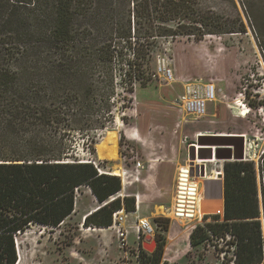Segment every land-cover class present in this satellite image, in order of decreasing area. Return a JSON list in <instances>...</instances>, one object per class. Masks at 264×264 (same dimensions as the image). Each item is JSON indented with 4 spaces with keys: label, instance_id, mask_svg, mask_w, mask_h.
<instances>
[{
    "label": "trees",
    "instance_id": "trees-1",
    "mask_svg": "<svg viewBox=\"0 0 264 264\" xmlns=\"http://www.w3.org/2000/svg\"><path fill=\"white\" fill-rule=\"evenodd\" d=\"M238 1L250 12L264 58V18L251 13L259 6ZM198 5V0H0V264H16V237L31 226L64 223L83 186L101 204L84 217V225L108 227L123 206L134 212L133 198L110 199L121 182L101 169L104 161L96 158L94 145L114 125L118 103L126 99L121 95L151 79L164 40L246 32L240 15L204 12ZM77 137L88 158L76 150ZM233 144L237 158L222 167V210L200 213L190 244H221L225 264H264L257 186L259 176L264 197V150L256 165ZM217 155L227 157L230 149L218 148ZM161 256V247L151 253L141 249L138 264H166Z\"/></svg>",
    "mask_w": 264,
    "mask_h": 264
},
{
    "label": "rangeland",
    "instance_id": "rangeland-1",
    "mask_svg": "<svg viewBox=\"0 0 264 264\" xmlns=\"http://www.w3.org/2000/svg\"><path fill=\"white\" fill-rule=\"evenodd\" d=\"M198 3V8L204 12L240 15L246 32L207 34L200 40L186 36L162 40V47L151 65L154 73L151 79L144 85L137 83L133 93L121 95L126 99L118 103L114 125L98 135L97 143L105 137L106 131H116L118 159L99 158L94 145L96 158L104 161L100 165L103 171L110 174L114 169L127 171L126 181L130 183L124 180V191L121 189L114 199L121 200L126 198L121 194H128L127 198L135 201L130 194H140L138 213L129 214L122 223L127 230L126 244L122 246L113 227L100 231L104 228L99 230V227L83 224L84 215L101 205L83 186L81 193H77L76 212L59 227L31 226L16 237L20 264H138L141 249L151 253L160 247L162 262L166 264H225L223 252L218 249L221 244L215 247L214 241H207L191 246L190 233L202 219L185 223L171 219L175 172H165L162 178L157 172L162 161L173 154H179L181 164L187 160V143L194 141L191 138L195 130L209 132L210 135L199 137L198 144L210 146L209 151L214 147L218 160L207 163L206 174L201 176V191L203 196L207 195L202 199L207 206L199 208V216L204 211L222 210L220 178L216 170L226 160L217 155V148H230V154L235 155L238 146L233 143H239L244 156L254 160L256 165L264 150V58L248 18L250 12H244L238 0H234V7L229 0H198ZM255 4L259 8L251 13L264 18V0H255ZM195 81L213 85L215 98L206 100L203 116H188L189 123H186L182 118L187 114L178 98L184 92V84ZM123 102L127 107L122 110L119 105ZM202 134L205 133H199ZM210 136L229 142H212L208 140ZM76 140V150L81 157L88 158L82 149L83 138ZM199 155L208 156L201 152ZM137 162H140L139 167H136ZM118 178L122 188V177ZM257 186L264 228L263 185L259 176ZM139 218H146L153 231L145 235L140 231L138 239ZM151 239L156 240V247L144 248L143 244H150Z\"/></svg>",
    "mask_w": 264,
    "mask_h": 264
},
{
    "label": "built area",
    "instance_id": "built-area-1",
    "mask_svg": "<svg viewBox=\"0 0 264 264\" xmlns=\"http://www.w3.org/2000/svg\"><path fill=\"white\" fill-rule=\"evenodd\" d=\"M170 77H172L170 75ZM215 98V89L210 88L209 83L202 85L200 82H187L184 84V92L179 96L178 101L180 102L183 111L190 116L201 117L205 114L206 100L208 98ZM193 149L194 154L201 152V146L198 144L197 140L187 143V156L189 150ZM197 161V158L195 159ZM191 164L189 156L187 160L181 164L176 171L174 190L171 204V219L175 221L191 222L194 220H201L202 217L199 216V202L203 197L202 191H200L201 183L196 180V177H201L200 163L195 162ZM140 166V162H137L136 167ZM217 174H223L222 168L216 170ZM123 176H125L127 171H123ZM203 176L206 174V164L204 163ZM138 177H135L137 180ZM130 183V181H126ZM123 184V182H122ZM112 196L110 199H114ZM135 198V207L139 208V196L137 194L133 195ZM125 210L119 209L112 214V227L115 229L118 239L122 246L126 244L127 230L122 226ZM138 223L136 226L137 238H140V231L143 235L152 233V227L146 218L137 219Z\"/></svg>",
    "mask_w": 264,
    "mask_h": 264
},
{
    "label": "crops",
    "instance_id": "crops-1",
    "mask_svg": "<svg viewBox=\"0 0 264 264\" xmlns=\"http://www.w3.org/2000/svg\"><path fill=\"white\" fill-rule=\"evenodd\" d=\"M207 102V101H206ZM188 116H190V115H183V118H182V120H183V122H186V123H189V120L187 119V117ZM191 119V118H190ZM199 133H205V134H202V135H199ZM208 135H210V133L209 132H207V131H202V130H195L194 132H193V134H192V140H197L198 141V143H199V137L200 136H208ZM212 135V134H211ZM211 137V136H210ZM214 137V136H213ZM185 139L187 140L188 139V136H186L185 137ZM207 147V148H206ZM201 155H208L209 154V150H207V149H210V146L208 147V146H201ZM212 149V155L214 156V153H215V148L213 147V148H211ZM218 149V148H217ZM230 149V148H229ZM179 154H173V155H171V157L170 158H168V159H166V160H163L162 161V163L160 164V166H159V168H158V172H157V175H158V177H160V178H162V176H164V173L165 172H168V171H173V172H175L174 173V181H175V175H176V171H177V164H181L180 162H179V160H180V158H179V156H178ZM231 155V154H230ZM188 157V156H187ZM186 157V158H187ZM228 157V156H227ZM213 159H215V158H213ZM213 159H204V160H200L201 162H204L205 164H207V163H213V162H211V161H213ZM216 160V159H215ZM218 160V159H217ZM165 165V166H164ZM166 165H168V166H171L170 167V169H169V167L168 166H166ZM223 167V164L221 163V164H219L218 165V169L217 168H215V169H217V170H219L220 168H222ZM206 170H207V167H206ZM210 171V170H209ZM223 180V174H222V179H220V181H222ZM174 181H173V189H172V193H173V190H174ZM142 183V182H141ZM144 181H143V185H142V187H143V189L145 188V186H144ZM122 189V191H124V189H125V184L123 183V187L121 188ZM88 190H89V188H88ZM90 191V190H89ZM91 193V192H90ZM135 194H137L138 196H139V201H140V194L139 193H133V194H130V195H135ZM92 195V194H91ZM122 195V197H124V195H126V197H127V195L128 194H121ZM145 195V194H144ZM93 196V195H92ZM173 196V195H172ZM94 197V196H93ZM123 199L124 198H122L121 199V202L123 201ZM96 200V199H95ZM224 202V201H223ZM138 204H139V202H138ZM140 204H141V201H140ZM98 207V206H97ZM97 207H95V208H93V210H91L89 213H91L92 211H94L95 209H97ZM124 210H125V214H124V218L125 217H127L129 214L131 215V214H137L138 213V210H139V208L138 209H135L134 210V213H129V212H133V211H127L125 208H124V206L122 207ZM122 208H120V209H122ZM76 209V208H75ZM75 212H76V210H75ZM74 212V213H75ZM89 213H87V214H85L84 215V217L86 216V215H88ZM84 217H83V219H84ZM138 218V217H137ZM123 223H124V220H123ZM101 228H104V230H100V231H107L108 229H112V226H108V227H100L99 229H101ZM97 229V228H96Z\"/></svg>",
    "mask_w": 264,
    "mask_h": 264
},
{
    "label": "bare ground",
    "instance_id": "bare-ground-1",
    "mask_svg": "<svg viewBox=\"0 0 264 264\" xmlns=\"http://www.w3.org/2000/svg\"><path fill=\"white\" fill-rule=\"evenodd\" d=\"M209 86H210V88H213V85L209 84ZM209 99L210 98H208L207 100H209ZM95 145H96V154H97V156L99 158L118 159V142H117V135H116V131L115 130L106 131L105 137L100 142L96 143ZM214 158L217 160L216 157H214ZM201 160H203V159H201ZM195 162H199L200 164H204V162H201L200 159H197V161H195ZM180 165L181 164H178L177 168ZM112 174L122 177V182L124 183L125 176H123V174H124L123 171L119 172L118 169L117 170L114 169ZM196 180L199 183H202L203 182V177H196ZM201 186H200V191L202 189ZM199 206H200L199 208H205L207 206L206 200L201 198L200 202H199ZM181 223H185V222L181 221ZM19 258L21 259V253L20 252H19ZM16 264H20V260Z\"/></svg>",
    "mask_w": 264,
    "mask_h": 264
},
{
    "label": "water",
    "instance_id": "water-1",
    "mask_svg": "<svg viewBox=\"0 0 264 264\" xmlns=\"http://www.w3.org/2000/svg\"><path fill=\"white\" fill-rule=\"evenodd\" d=\"M188 156H189V159L191 160V164L194 163V161H195L196 158H197V159H212V158H214V157L218 158V157L216 156V153H214V156L212 155V151H209V154H208L207 157H201V156L199 155V152H198L197 154H194L193 149L189 150V152H188ZM241 157H244V154H243V152H242V148H241ZM224 158H225V160H230V159H236L237 157H235V155H229L228 157H224ZM203 168H204V164H200L201 176L204 175V174H203ZM218 177H219L220 179H222V175H221V174H218ZM219 182H220V189H221L220 196L223 197V180H222V181L219 180ZM206 196H207V195L205 194L203 197H206ZM148 237L150 238L151 236H148ZM150 245H154V246L156 247V240H155V239H151V240H150V244H145V243H144V244H143V247H144V248H147V246H150ZM151 252H152V251H151Z\"/></svg>",
    "mask_w": 264,
    "mask_h": 264
}]
</instances>
